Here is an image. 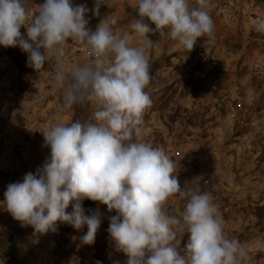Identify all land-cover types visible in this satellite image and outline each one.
Instances as JSON below:
<instances>
[{"label":"clouds","instance_id":"clouds-1","mask_svg":"<svg viewBox=\"0 0 264 264\" xmlns=\"http://www.w3.org/2000/svg\"><path fill=\"white\" fill-rule=\"evenodd\" d=\"M101 4L107 3L96 0L95 15ZM210 7L211 0H196L195 6L190 0H137L139 18L130 24L134 45L133 36L119 32L115 16L90 30L83 4L45 0L33 14L24 0H0V45L19 46L36 71L56 60L53 91L62 93L61 112L84 102L96 106L94 122L65 123L57 117L43 132L50 158L36 174L9 184L4 194L15 220L39 234L55 230L57 221L76 230L87 226L81 240L90 245L101 214L98 209L86 214L82 202L87 199L116 212L108 232L116 250L127 256L126 264H244L245 248L238 238L225 235L211 194L199 185L181 189L173 160L142 133L152 105L145 91L152 79L148 50L163 39L192 50L199 38H214ZM251 28L264 38V15L253 19ZM150 33H159V40L150 39ZM70 40L84 46L90 63L67 66ZM177 194L186 204L172 215L165 204ZM178 232L189 234L183 252Z\"/></svg>","mask_w":264,"mask_h":264},{"label":"crops","instance_id":"crops-1","mask_svg":"<svg viewBox=\"0 0 264 264\" xmlns=\"http://www.w3.org/2000/svg\"><path fill=\"white\" fill-rule=\"evenodd\" d=\"M44 2L45 0L38 3H28L26 6L30 7L32 13L35 14L39 5ZM105 2L107 4H101L99 8V15H95L92 10L95 7L96 0H71L73 6L83 4L87 7L88 12L85 18L89 21L88 28L90 30L95 31L100 21L106 16H115L118 19L116 27L119 32L133 36V44L135 45L137 40L132 33L130 24L134 18H139L138 9L136 8L137 0H105ZM190 4L195 6L196 0H190ZM214 5V0H211L209 14L215 25L214 38H199L192 50L184 48L171 39H163L159 42L158 48L149 49L147 53L152 79L145 91L150 94L152 105L144 114L142 133L147 140L149 134L155 131L162 135L161 137L158 135L159 138H164L167 135L169 142L176 141L181 133L182 139L187 140V142L183 145H175L170 153L165 152L175 161L180 162L183 160L187 164L189 163L188 160L192 159V163L196 165L194 160H196V157L202 156V148L209 146L214 141L212 139L208 141L211 137L209 133L195 136L193 127L198 124L205 129V126L211 124L213 120H219L223 124L229 113H219V110H222L219 107L224 106L223 99L228 97V93H231V91L234 93L235 89L242 90L243 98H245V95L247 99L250 96L253 97V101H249L251 104L249 106L250 110L255 109L258 113L264 111V104L257 106L255 102L257 100L254 99V96L259 95L264 88V79L261 80L264 78V69L259 68L247 72L249 67L246 68V64L250 59L251 62L255 61L254 57L259 63L262 62L264 58V38L259 37L251 40V38L246 37L247 33L252 31V28L246 31L244 18L239 21L237 17L236 22L228 20V1L226 4L225 0L224 5ZM145 22L149 24V27L155 28V25L150 21L145 20ZM24 29L25 31L22 34L26 33V28ZM216 32H220L221 35ZM25 36L26 39L27 36ZM149 38L159 40V33H150ZM80 46L79 44L76 49L78 50ZM250 49L257 50L253 56L246 54ZM26 56L28 54L23 57ZM24 60L28 64V57ZM85 61L88 60H82L79 64H85ZM262 63H264V60ZM26 67L28 68L27 75L31 76L20 75L22 70L18 69L16 60L13 59L12 55L0 54V172L4 174L3 179L0 181V194L6 192L9 184L22 182L27 173L36 174L37 169L42 168L44 162L50 158V147L45 144L43 132L54 123L57 117L62 122L71 123L74 113L73 107L64 112L60 111L62 104L55 101L62 94L61 92H57L56 96H49L47 89L43 91V85L50 84L53 86L54 81L48 83L44 80L48 74H50V78L55 76L52 71L48 70L47 72L42 69L36 71L29 65ZM26 78L30 80L23 83L26 86L21 90V87H19L21 85L18 82ZM245 82L251 84H248L245 88L243 86ZM258 82H260V85L257 84ZM17 92H20L21 98L15 96ZM238 93L240 92L238 91ZM46 95L49 98L45 99L44 96ZM50 97H54V100ZM241 104L239 101L236 106L240 108ZM77 106H81V104H77ZM95 107L93 105L88 109H95ZM260 119H263V117L258 116V120ZM248 123L253 124L254 121L245 122L244 124ZM205 130L211 132L212 128L208 127ZM234 138L242 137L239 134ZM170 148L165 147L166 150H170ZM184 168L187 170L189 166L185 165ZM181 172L178 175L181 176ZM201 173H203L201 183L206 186L210 181V177H208L210 172L208 170V172ZM213 173L212 176L226 180L224 175L219 176L216 173L213 175ZM254 176L252 174V177ZM244 182L241 181L239 184L229 183L226 187L223 183L215 182L211 185V188L217 189L218 186L220 191L223 188L225 190L235 189L237 194L233 195L239 197L244 192L242 190L246 189ZM253 190L252 192H254ZM217 192L219 191L216 190V193L210 192L213 201L218 197ZM180 202L179 198L177 200L173 196L172 200L168 199L166 202L165 209H170L172 215H179L184 208L180 207ZM263 203L264 200L259 201V205ZM96 204L100 205L99 202ZM222 217L224 219V232H228V227L233 228L232 222L236 223L235 227L238 226V222L241 220L239 216H235L233 220H231L230 215ZM12 220L13 217L7 211L4 197L0 200V238H2V235L10 237L7 234L15 232L16 229H12L10 225L13 222ZM106 220L110 221V219ZM240 231L242 230L238 229V232ZM108 237L111 239L110 236ZM256 237L259 241L262 238L260 234ZM242 245L246 250V244ZM256 246L259 245L254 243L253 248L255 250H257ZM259 250L263 249L259 248ZM260 252L258 253L260 254Z\"/></svg>","mask_w":264,"mask_h":264},{"label":"rangeland","instance_id":"rangeland-1","mask_svg":"<svg viewBox=\"0 0 264 264\" xmlns=\"http://www.w3.org/2000/svg\"><path fill=\"white\" fill-rule=\"evenodd\" d=\"M227 1L228 20L236 22L237 17L239 18V21L240 19L243 20L244 18V22L246 23V31L251 28V21L253 19L264 15V0H226V4ZM224 3L225 0H214V6L224 5ZM216 33L221 35L220 32ZM22 35L25 36L26 33ZM246 37L251 38V40L253 38H259L253 31L250 33L248 32ZM78 45L79 44L71 40L69 41L66 49L68 55L66 59L68 58L71 60L76 57V47H78ZM256 51V49H250V51L246 52V54L253 56ZM41 52L43 53V49H41ZM254 59V62H251L252 60L250 59V61H248L246 64V68L249 67L248 70L246 69L247 72L255 71L254 69L259 68L264 69V63H262L264 58L261 63L256 61L255 57ZM86 62L89 63L88 61H85V63ZM57 67L58 65L56 60L49 59L45 62L42 70H46L47 72L48 70L50 72L52 71L55 75ZM27 73L28 68L26 67L24 75H27ZM49 75L50 74H48L47 77L45 76L44 79L48 83L49 81H54L55 78V76L50 78ZM263 79L264 78L261 80ZM29 80L30 79L26 78L25 80L22 79L18 82L19 85H21L19 86L21 87V90H23V88L26 86L23 85V83L28 82ZM248 84L251 83L245 82L243 86L246 88ZM257 84L260 85V82ZM50 87V84H46L42 86V89L43 91L46 89L48 91ZM238 91L240 93H238ZM232 92L233 91L228 93V97L223 99L224 106L219 107V109H222L219 110V113H229L223 124L219 120H213L211 124H207V126H205V129L211 127V132H206V130L202 128V125L196 124L193 127L196 134L195 136L209 133L211 137L208 139V141L210 139L214 140L212 144L202 148V156L198 158L196 157V160H194L196 161V165L192 163V159H189V163L187 164V162L184 163L185 161L183 160L178 162L175 161L171 156H168L175 163V175L179 181L180 187L183 186L182 189L187 186L199 185L202 190L207 191L208 193H216L217 190L219 191L217 192L218 197L215 198L214 202L218 206L219 214L222 216L230 215L231 220H233L235 216L240 217L241 220L238 222V226L234 227L236 223L232 222L233 228L228 227V232H225V235L229 238H238L241 240L240 242L242 244H246L245 251L247 255L244 264H264V212L262 213V218L258 219L254 218L253 216V212L256 210L257 206H264V203L259 205V201L262 202L264 200V111L258 113L255 109L250 110L249 106L251 104L249 101H253V97L248 95L250 97L247 99V96L245 95V98H243L242 90L235 89L234 93ZM15 96L21 98L20 92H17ZM44 97L45 99L49 98L48 95ZM50 98H53L54 100V97ZM254 99L257 100L255 101L257 106L259 104H264V88L262 89V92L259 93V95L254 96ZM239 101L242 103L240 108L236 106V103ZM55 102L60 104L63 103L62 94L58 96ZM217 102H219V100H217ZM80 104L81 106L79 107L84 110L86 118L92 117L93 119L92 114L94 113L95 109H88V107H93L94 104L91 102H84ZM219 113L216 114L218 115ZM258 116L263 117V119L258 120ZM253 121V124H244L245 122ZM239 134L242 138H234V136ZM158 135L160 137L162 136L160 133L152 131L151 134H149L147 140L143 134V139L151 143L153 147L162 148L164 151L169 153L171 152V149L175 147V145L179 146L187 142V140L182 139L181 133L177 137L176 141L171 142L167 140V135H165L164 138H159ZM166 146L171 147L170 150H166ZM185 165L189 166L187 170L184 168ZM207 169L210 172V176L208 177H210L211 182L209 181V184L205 186L203 183H201L203 176V173L201 172H208ZM180 172L181 176L178 175ZM213 172H215L217 175L219 174V176L224 175L226 180L224 181L220 178L212 176ZM215 173H213V175H215ZM252 174L255 176L252 177ZM241 181H245L244 184L246 189L242 190L244 192L239 197L233 195L237 194L235 189L225 190L223 188V190L220 191L218 190V186L217 189L211 188V185L215 182L223 183V185L226 187L229 183L239 184ZM252 190L254 192H252ZM175 198L177 200L178 198L181 200L179 203L180 207L185 206L186 200L182 199L178 194L175 195ZM169 199L172 200V197ZM88 201L91 205L88 209V214H90V210L94 212L97 209L101 214V224L97 230L95 242L93 244L89 245L82 243L81 237L86 234L87 226L80 230H76L67 223L57 221L55 230H49L45 234H39L35 233L31 226H22L21 222L13 218V222L10 225L12 229L14 228L16 230L11 234H7V236L10 235L13 239L12 247L9 250L10 259L13 262L12 264H126L128 259L127 256L124 253L115 254L114 248L110 244L111 239H109L108 235L105 234V228L107 227L106 224L110 223V221H107L106 219H109L112 215H116V212H109L107 207L103 204L97 205V202H93L91 200ZM68 209L69 208L66 209V212ZM228 224L230 223L228 222ZM238 229L242 231L238 232ZM16 232L17 234L13 235V233ZM259 234L262 237L260 241L256 237L259 236ZM177 236L181 237L182 233L178 232ZM9 238L10 237L2 235V238H0V251L4 248V244ZM188 239L189 236L185 238L186 245ZM254 243L259 245L256 246L257 248L255 247L257 250L253 248ZM185 247L186 246H179L180 251L183 252ZM259 248H262L263 250H259ZM257 251H261L262 254L261 252L259 254ZM0 264H4V259L1 257V252Z\"/></svg>","mask_w":264,"mask_h":264},{"label":"trees","instance_id":"trees-1","mask_svg":"<svg viewBox=\"0 0 264 264\" xmlns=\"http://www.w3.org/2000/svg\"><path fill=\"white\" fill-rule=\"evenodd\" d=\"M42 0H24L25 4H28V3H38ZM24 27L21 28V33L24 32ZM27 39V38H26ZM0 54L1 55H12L13 56V59L16 60V64H17V67L19 70H22L21 72V76L24 75V71H25V68L26 66L28 65L26 63V61L24 60L26 57H23L25 55H27L28 53L22 51V49L19 47V46H16V47H4L3 45H0ZM19 75V76H20ZM73 109H74V113H73V116H72V119H71V122H74V121H81L82 123L83 122H94V120L92 119V117H89V118H86V115L84 113V110H82L79 106L74 105L73 106ZM237 134V133H236ZM5 197L4 194H0V200H2L3 198ZM73 204L74 202H70L69 206H68V211L67 213H71L73 211ZM90 202L85 199L83 202H82V207L85 209V212L86 214H88V209L90 207ZM168 212L170 211V209H166ZM264 212V206H257L256 207V210L253 212V216L254 218H262L263 217V213ZM106 228H105V234L110 236L109 232H108V228H109V223L106 224ZM17 234L16 233H13V235ZM189 235L187 233H182V236L181 237H178V239L180 238V245L181 247H184L186 246V243H185V238H187ZM12 238L10 236L9 239L6 240L5 244H4V248L1 249V257L4 259V264H12L13 262L11 261L10 259V253H9V250L11 249L12 247ZM241 241V240H239ZM111 246H113L114 248V252L115 254H122L123 252H119L116 250L115 248V244H114V241H112L111 239V242H110Z\"/></svg>","mask_w":264,"mask_h":264},{"label":"built area","instance_id":"built-area-1","mask_svg":"<svg viewBox=\"0 0 264 264\" xmlns=\"http://www.w3.org/2000/svg\"><path fill=\"white\" fill-rule=\"evenodd\" d=\"M82 60H88L89 62H91V59L90 57L87 55V52L84 48L83 45H81L79 47V49L77 50V55L75 58L71 59V60H68L67 61V66H71V64L73 63H79L80 61ZM57 93V91H53V86H51L48 91H47V94L49 96H54L55 94ZM233 115V114H232ZM3 179V174L0 172V181Z\"/></svg>","mask_w":264,"mask_h":264}]
</instances>
